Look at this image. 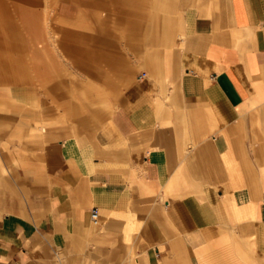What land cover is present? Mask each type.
Listing matches in <instances>:
<instances>
[{
    "label": "crops",
    "instance_id": "0c3cea01",
    "mask_svg": "<svg viewBox=\"0 0 264 264\" xmlns=\"http://www.w3.org/2000/svg\"><path fill=\"white\" fill-rule=\"evenodd\" d=\"M7 1L0 264H264V0Z\"/></svg>",
    "mask_w": 264,
    "mask_h": 264
},
{
    "label": "rangeland",
    "instance_id": "374dc122",
    "mask_svg": "<svg viewBox=\"0 0 264 264\" xmlns=\"http://www.w3.org/2000/svg\"><path fill=\"white\" fill-rule=\"evenodd\" d=\"M35 1L37 0H31L30 5L35 6L38 5ZM61 0H45V6H46V18L47 22L54 23L58 22L54 18V7L58 5V3ZM2 5H10L7 0H0V6ZM87 5L86 3H83L82 11L80 18L74 22V24L71 26V29H73V33H75L76 37L79 40V49L84 50L86 56L84 58L91 59L90 63L94 64L95 67L100 69H106V15L109 17V14H106V8H103L100 6L99 13L91 14V8L90 5H87L88 7H85ZM29 15L23 17L22 20L29 21L31 23L38 20V17H33L32 15ZM0 17H4L6 21H9L11 19L15 21H21V15L20 14H1ZM10 17V19H9ZM113 20L117 22L116 16H112ZM9 19V20H8ZM105 20V21H104ZM112 20V21H113ZM62 28H66L64 24H60ZM60 30H54L55 38L60 36ZM27 32H34L31 29H28ZM111 32L118 36L119 31L117 29H111ZM74 35V34H73ZM54 37V36H53ZM60 46V45H59ZM112 52H126L127 54H132L133 51H130L128 49V46H114L111 47ZM99 69V70H100ZM81 80V78H80ZM81 83H80V91H81Z\"/></svg>",
    "mask_w": 264,
    "mask_h": 264
},
{
    "label": "built area",
    "instance_id": "2783aa9c",
    "mask_svg": "<svg viewBox=\"0 0 264 264\" xmlns=\"http://www.w3.org/2000/svg\"><path fill=\"white\" fill-rule=\"evenodd\" d=\"M92 219H93L94 221H96V220L98 219V211H97L96 209H94V210L92 211Z\"/></svg>",
    "mask_w": 264,
    "mask_h": 264
}]
</instances>
